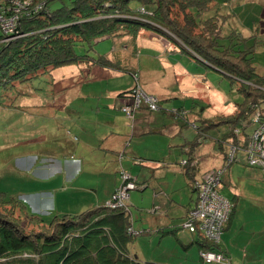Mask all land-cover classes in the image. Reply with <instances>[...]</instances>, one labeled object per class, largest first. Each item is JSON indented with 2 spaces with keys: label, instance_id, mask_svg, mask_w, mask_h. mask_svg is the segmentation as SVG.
<instances>
[{
  "label": "rangeland",
  "instance_id": "rangeland-1",
  "mask_svg": "<svg viewBox=\"0 0 264 264\" xmlns=\"http://www.w3.org/2000/svg\"><path fill=\"white\" fill-rule=\"evenodd\" d=\"M59 5L56 3L53 8ZM218 13L229 16L225 25L227 33L236 31L246 37L257 35L262 41L261 46L255 49L254 63L264 74V0H217L216 7L204 19ZM1 36L3 31L0 28ZM153 38L160 43H154ZM162 41L166 47L176 48L175 52L172 50L167 57L160 52L144 55L143 48H165ZM131 42L130 37L103 40L88 54L97 57L112 48L129 46ZM136 48L135 58L141 62L143 73L141 89L158 99L157 90L160 89L161 95L167 94H164L167 100L159 99L157 114L160 121H166L168 126L156 127L154 130L158 132L134 135L130 120L121 111L123 103L120 99L117 105L108 106L112 102L107 97L111 92L134 88L131 74L115 78L118 84L101 83L96 81L95 68L67 66L40 75L28 83L0 89V193L23 201L29 214H35L45 222H50L55 216L78 215L97 207L96 195L85 189L87 182L83 181L86 176L76 182L81 188H72L62 181L60 174L51 182L46 168L53 159L64 161L66 154L76 155L77 147L78 157L84 161V171L98 174L117 168L116 154L95 150L99 149L101 140L93 149L84 143L92 145L95 133L106 132L109 119L105 118L119 115L126 124L124 148L128 154L134 151V154L124 156L123 167L139 179L140 185L138 190L130 192L127 202L133 228L142 232L129 245L130 252L142 262L207 264L200 258L198 245H190L192 236L187 238L183 235L189 233L181 229L177 231L178 238L174 237L164 233L171 228L164 229V224L157 227L156 221L172 220L181 226L185 207L195 204L197 193L183 166L184 160L190 157L187 151L194 144L193 157L200 167H226L229 164L231 142H224L223 138L231 126L215 124L234 114L244 104L245 98L226 75L206 68L190 55L182 53L181 47L166 35L143 30ZM77 53H86V48L78 47ZM164 61L168 63L167 69L162 66ZM183 69L188 74L183 75ZM182 109L197 115L195 122L171 114V111ZM257 110L264 112V101ZM98 112H107L108 115L98 116ZM198 127H201V135ZM254 128V124L249 125L247 134ZM219 144H222V150ZM75 166L74 172L77 173L81 167ZM198 172L195 180L201 177ZM51 187L57 190L49 194ZM220 193L236 203L232 222L222 236V241L226 240L223 244L228 242L232 249L230 264H264V170L250 167L246 153L239 150L235 162L227 169ZM158 197L171 201L170 212L158 205L162 201ZM25 226L27 230L38 228L28 219Z\"/></svg>",
  "mask_w": 264,
  "mask_h": 264
},
{
  "label": "trees",
  "instance_id": "trees-1",
  "mask_svg": "<svg viewBox=\"0 0 264 264\" xmlns=\"http://www.w3.org/2000/svg\"><path fill=\"white\" fill-rule=\"evenodd\" d=\"M56 3L60 4L59 7L53 8ZM40 4H43L40 10L21 14L17 24V32L21 37L6 43L2 42L4 33L0 37V89L7 90L17 83H28L40 75L67 66H99L128 72L121 66V61L105 54L92 57L88 52L103 40L123 37H130L131 46L137 51L136 42L142 31L151 30L168 36L181 47L182 53L190 55L206 68L222 72L237 86L236 91L245 98L244 104L215 125H230L231 129L225 133L223 141L229 140L231 146H238L244 151L253 132L247 134V128L251 124L256 128L253 115L264 101V74L258 71L254 63L255 49L261 46L262 41L257 35L246 37L236 31L227 33L225 25L228 15L218 13L204 19L216 7L217 0H33V8ZM78 47H85L86 53L78 54ZM132 75L134 88L119 96L124 102L135 87H141L138 74L132 72ZM138 112L133 121L127 118L133 134ZM176 112L188 120L186 116L189 111L182 109ZM171 114L175 115L173 111ZM198 132L201 135V127H198ZM219 145L223 148L222 144ZM190 150L187 153L192 155ZM233 163L212 169L206 174L225 168V176L229 165ZM183 166L197 193L195 183L204 179L193 178L200 170L199 162L189 157L184 160ZM122 169L126 171L123 166L120 167V184L104 206L94 207L78 215L55 216L50 222L29 214L26 203L1 192L0 264H159L142 262L129 250L135 236L142 234L134 230L127 204L130 192L140 187L136 177L130 174L135 179L136 187L129 191L125 208L108 207L122 185ZM222 182L223 185L224 177ZM196 202L197 199L188 210L181 229L186 230L183 224L196 207ZM230 202L232 210L219 241L209 240L199 231L192 233L187 230L197 236L195 243L200 252L222 253L229 261L230 257L222 248L221 241L236 209V203ZM26 219L38 228L27 230ZM166 234L176 235V231Z\"/></svg>",
  "mask_w": 264,
  "mask_h": 264
},
{
  "label": "crops",
  "instance_id": "crops-1",
  "mask_svg": "<svg viewBox=\"0 0 264 264\" xmlns=\"http://www.w3.org/2000/svg\"><path fill=\"white\" fill-rule=\"evenodd\" d=\"M153 42L154 43H160V42H158V40L156 38H153ZM161 44H163V46L165 48H143V50L145 52L144 55L152 54L153 52H160L161 54H163L164 57H167L168 55L172 54V52H173L172 50H174V52H175L176 48L166 47V44L163 41ZM136 52L137 51L135 50V47H133L131 45H129V46L123 45L121 48H112L109 50V52L104 53L105 55L109 56V58H111L113 60L115 59L116 61H121V66L124 69H127L129 71L128 72H120V71H116L113 69L102 68L99 66H93L92 68H95L94 71L97 75L96 81H99L101 83L110 82V83L118 84V82L115 80V78H118L121 76L123 77V75H125V74H131L132 75V72H136L138 74V76L140 78V82H141L143 73L141 71V62H139L135 58V56L137 55ZM150 57H153V55ZM158 59L161 60L162 57H158ZM128 64L131 67H128L129 66ZM162 66L166 69L169 67L168 63L166 61L162 62ZM181 67H183V66H181ZM183 70H184V71H182L183 75L188 74V71H186L185 69H183ZM192 77L195 78V76H192ZM201 81L204 82V80H201ZM176 82L178 83L177 79H176ZM123 92H127V90L122 91L121 89H119L116 92H111L107 96L109 99L112 100L111 103L110 102L108 103V106L113 107V106L117 105L119 99L123 103L124 100L119 97L120 94ZM157 94H158L159 99L161 101L167 100V98L165 97V95H167V94L164 93L165 95L164 94L161 95L160 89L157 90ZM109 109H111V108H109ZM106 113L107 112H104L102 114V112H98V116L108 115ZM157 113H158V111L157 112H150V111L145 110V109L138 112L134 135H136V134L143 135V134L153 132V131L158 132V130L157 131L154 130L156 127H161V128L164 127L165 128L166 126H168V124H166V121H164V122L160 121V116ZM186 118H188L190 122H194L198 118V116L197 115L194 116V115H192V112H190V113L188 112ZM105 119H109V121H107V124H109V125L105 126L106 132L103 134L95 133V139H94L92 145H88L85 143H84V145L93 149L92 147H95L97 142L99 140H101L100 144L98 146L99 149H95V150H100V151H105L107 153L109 152L112 154H116L117 168L110 169L108 172L98 173V174L84 171V167H82L84 165V161L80 157H78L79 156L78 147L75 150L76 155L70 156V155L66 154L64 157V161H59L60 159H53L52 162H49V168H46V169H49V180L51 182H53V179H55V176L60 174L63 177L62 181L65 184H69L72 188H81L79 185H76L77 184L76 182H79L81 179H83V177L86 176V179L83 181V182H87L86 183L87 187L85 189L88 191H92V193L96 195L97 200H98L97 207H100L105 202L109 201L113 192L115 191V189L120 184L119 169L121 166H123V158H124V157L121 158V154L124 153L123 154L124 156H127L129 154H134L133 150H132V152H130L128 154V150L124 148L126 141H127V137L125 135L126 124H125L124 119L123 118L119 119V115L116 118L106 117ZM170 135L172 136V134H170ZM193 150H194V148H193ZM193 150H190V153L192 154V155H190V158H194L193 157ZM221 150H222V148H221ZM187 152L189 153V150ZM135 155H137V154H135ZM136 157L139 158L138 156H136ZM151 160L152 159H149V161H151ZM222 160H223V158H222ZM222 164H223V162H222ZM75 165H77V167H79V166L81 167L80 168L81 170L79 169L77 171V173L74 172V169H76ZM222 166L223 165H220L218 167H207V168L200 167L199 172H200L201 177L198 178L197 180H202L208 171L215 169V168L222 167ZM41 168H43V167H41ZM196 174H197V172L193 176L194 179L197 178ZM55 190H57V189H55L54 187H51L49 189V194H50V191L52 192ZM157 199L162 200V201H160L161 203L158 205H162L164 211L167 210L168 212H170L171 207H172L170 204L171 201L168 198H162V197H158ZM190 208H192V207H190V206L185 207V213H184L183 219L185 218V216H186V214ZM160 210H161V207H160ZM231 222L226 226V229L229 228ZM161 224H164V225L162 226ZM177 224L175 223V221H172V220H166L164 223H162L161 221H156L157 227L162 226L163 228L164 227L171 228V231H176V235L170 234L174 237H177L178 236L177 231L181 230L180 224L179 225H177ZM171 231H168V232H171ZM182 231L189 233V234H183L184 236L186 235L187 238H189L190 235L192 236V243L190 245L196 244L195 243V241L197 239L196 235L190 233L187 230H182ZM223 241H226V240H223ZM223 241H221L222 248L225 250V252L228 254L229 257L232 256V249H230V244L228 242H225V244H223ZM182 245L185 248L189 247V246H186L184 244H182ZM145 263H147V262H145ZM159 264H161V263H159Z\"/></svg>",
  "mask_w": 264,
  "mask_h": 264
},
{
  "label": "built area",
  "instance_id": "built-area-1",
  "mask_svg": "<svg viewBox=\"0 0 264 264\" xmlns=\"http://www.w3.org/2000/svg\"><path fill=\"white\" fill-rule=\"evenodd\" d=\"M7 3H9L7 5ZM5 4V6H3ZM40 4L33 8V0H0V28L5 38L3 43L10 42L21 37L17 32V24L22 13H30L32 10L37 11L42 8ZM11 14V15H8ZM142 108L149 111L159 110V99L156 96L146 94L140 86L135 87L133 93L121 105V110L128 119L132 121L136 113ZM176 116L183 117L173 111ZM253 121L256 128L250 135L248 144L244 148L247 155L248 165L250 167L261 168L264 170V115L259 110H255ZM229 154V163L235 162L237 152L240 150L238 146H231ZM122 157V155H121ZM226 169H218L211 171L205 175L202 181L195 183L198 194L196 207L189 213L187 220L183 224V228L192 233L201 232L206 238L213 241H219L222 231L227 224L232 204L220 193L223 175ZM122 185L114 194L112 201L108 207L125 208L129 199V191L136 187L135 179L122 169ZM201 259L207 264H230L229 259L222 253L212 251H201Z\"/></svg>",
  "mask_w": 264,
  "mask_h": 264
}]
</instances>
